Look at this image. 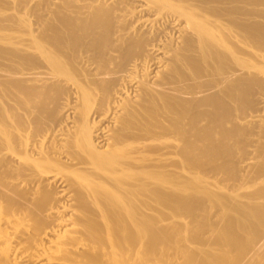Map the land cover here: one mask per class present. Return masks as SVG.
<instances>
[{
    "label": "bare ground",
    "instance_id": "bare-ground-1",
    "mask_svg": "<svg viewBox=\"0 0 264 264\" xmlns=\"http://www.w3.org/2000/svg\"><path fill=\"white\" fill-rule=\"evenodd\" d=\"M0 264H264V0H0Z\"/></svg>",
    "mask_w": 264,
    "mask_h": 264
}]
</instances>
